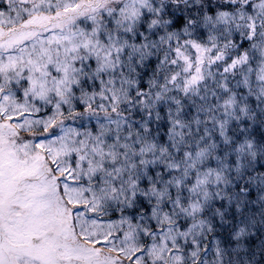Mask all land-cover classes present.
Instances as JSON below:
<instances>
[{
    "label": "snow or ice",
    "instance_id": "snow-or-ice-1",
    "mask_svg": "<svg viewBox=\"0 0 264 264\" xmlns=\"http://www.w3.org/2000/svg\"><path fill=\"white\" fill-rule=\"evenodd\" d=\"M0 264H264V0H0Z\"/></svg>",
    "mask_w": 264,
    "mask_h": 264
}]
</instances>
